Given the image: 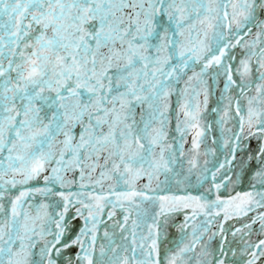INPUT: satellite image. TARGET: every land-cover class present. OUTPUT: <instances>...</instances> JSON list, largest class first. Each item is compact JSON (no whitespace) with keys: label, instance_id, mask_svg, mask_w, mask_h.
Wrapping results in <instances>:
<instances>
[{"label":"snow or ice","instance_id":"snow-or-ice-1","mask_svg":"<svg viewBox=\"0 0 264 264\" xmlns=\"http://www.w3.org/2000/svg\"><path fill=\"white\" fill-rule=\"evenodd\" d=\"M0 264H264V0H0Z\"/></svg>","mask_w":264,"mask_h":264},{"label":"bare ground","instance_id":"bare-ground-1","mask_svg":"<svg viewBox=\"0 0 264 264\" xmlns=\"http://www.w3.org/2000/svg\"><path fill=\"white\" fill-rule=\"evenodd\" d=\"M239 51L240 50H236L237 55H239ZM209 83L211 84V81ZM182 86H183L182 84L179 85V87H182ZM222 86H223V82L220 81L217 85H214L211 88L212 94H211V97H210V100H209L210 103H211V106H210V108H208V112L205 114L206 117H207V121L206 122H208V123H212L213 119L215 118V113H213L211 110L213 108L217 107L218 104H219V100H220V91H219V89H221ZM213 136L218 138L219 132L217 131V132L209 133L208 140H207V145H206V147L209 148V149H212L213 147H215L212 144ZM254 144H255V142H253V146H254ZM241 187H243V189H247V184H244ZM116 218H120V212L119 211L117 212V217ZM180 218L181 217L178 218V222L180 221ZM79 223H82V221L76 222L74 225L79 224ZM109 224H111V222H109ZM101 228L103 230L104 226L101 225ZM176 233H177V231L174 234H176ZM101 236H102V231H101ZM168 236H169V241L173 242L172 238H173L174 235H172L170 237V235L168 234ZM229 239H231V236H229Z\"/></svg>","mask_w":264,"mask_h":264},{"label":"water","instance_id":"water-1","mask_svg":"<svg viewBox=\"0 0 264 264\" xmlns=\"http://www.w3.org/2000/svg\"><path fill=\"white\" fill-rule=\"evenodd\" d=\"M180 220H182V217L180 218ZM178 222V221H177ZM176 232V229L175 228H169V230H168V234L170 235V237L172 236V235H174L173 236V242H175L176 240H178L179 239V236H180V234L177 232L176 234H174Z\"/></svg>","mask_w":264,"mask_h":264},{"label":"flooded vegetation","instance_id":"flooded-vegetation-1","mask_svg":"<svg viewBox=\"0 0 264 264\" xmlns=\"http://www.w3.org/2000/svg\"><path fill=\"white\" fill-rule=\"evenodd\" d=\"M178 87H179V85H178ZM173 106L175 107V97H173ZM210 106H211V103H210V101H209V104H208V108H210ZM190 137H189V143H190ZM188 145H186V147H187ZM243 188V187H242ZM254 239H255V237H253Z\"/></svg>","mask_w":264,"mask_h":264},{"label":"rangeland","instance_id":"rangeland-1","mask_svg":"<svg viewBox=\"0 0 264 264\" xmlns=\"http://www.w3.org/2000/svg\"><path fill=\"white\" fill-rule=\"evenodd\" d=\"M77 221H74L73 223L75 224Z\"/></svg>","mask_w":264,"mask_h":264}]
</instances>
